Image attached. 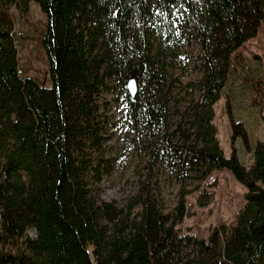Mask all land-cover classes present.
Here are the masks:
<instances>
[{"label":"trees","instance_id":"obj_1","mask_svg":"<svg viewBox=\"0 0 264 264\" xmlns=\"http://www.w3.org/2000/svg\"><path fill=\"white\" fill-rule=\"evenodd\" d=\"M30 2L47 17L41 43L51 87L20 69L11 6ZM263 22L264 0H0V264H264V142L247 168L236 144L242 138L251 150L249 135L229 96L230 155L213 123L235 52ZM183 39L198 46L202 74L192 84L190 125L172 129L158 56ZM132 77L145 81L135 96ZM252 80L262 113L264 77ZM113 82L128 89L153 158L167 157L181 182L227 169L248 188L231 227L181 235L185 195L166 213L148 179L123 205L103 198V93Z\"/></svg>","mask_w":264,"mask_h":264},{"label":"rangeland","instance_id":"obj_2","mask_svg":"<svg viewBox=\"0 0 264 264\" xmlns=\"http://www.w3.org/2000/svg\"><path fill=\"white\" fill-rule=\"evenodd\" d=\"M11 12L21 73L51 87L49 61L41 43L47 25L45 13L35 2H30L27 9L22 4L13 5ZM197 51L194 41L183 39L177 50L171 49L158 56L159 66H165L167 71L166 85L170 91L168 100L171 108L169 124L172 129L178 125L186 128L190 125V107L198 96L192 84L202 74L194 57ZM235 55L238 57L237 64L223 94L215 103L213 123L225 155H230L232 128L226 107L229 96L235 117L244 121L248 131L251 150L247 149L242 138L236 144L239 159L248 168L254 162L257 143L264 142V110L261 113L259 107L253 104L257 93L251 86L253 78L264 77V22L258 36L245 43ZM144 87L145 81L138 83L137 93ZM127 91L113 82L103 93L106 119L103 156L108 164L102 183L103 198L123 205L136 193L140 183L148 179L166 213L173 214L181 196L185 195L187 214L176 226L181 235L207 238L211 230L222 223L231 227L244 207L248 188L227 169L214 170L206 178L191 174L185 182H181L167 157L153 158L151 145L130 110ZM35 235L34 229L27 232V236ZM90 250H93L92 246Z\"/></svg>","mask_w":264,"mask_h":264},{"label":"water","instance_id":"obj_3","mask_svg":"<svg viewBox=\"0 0 264 264\" xmlns=\"http://www.w3.org/2000/svg\"><path fill=\"white\" fill-rule=\"evenodd\" d=\"M128 89L132 96H135L138 92V78L132 77L128 82Z\"/></svg>","mask_w":264,"mask_h":264}]
</instances>
